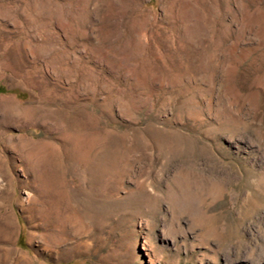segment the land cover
<instances>
[{
  "label": "rangeland",
  "instance_id": "1",
  "mask_svg": "<svg viewBox=\"0 0 264 264\" xmlns=\"http://www.w3.org/2000/svg\"><path fill=\"white\" fill-rule=\"evenodd\" d=\"M0 264H264V0H0Z\"/></svg>",
  "mask_w": 264,
  "mask_h": 264
}]
</instances>
